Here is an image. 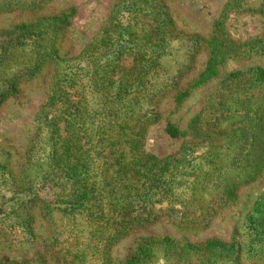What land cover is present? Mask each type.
I'll return each mask as SVG.
<instances>
[{
    "label": "rangeland",
    "instance_id": "rangeland-1",
    "mask_svg": "<svg viewBox=\"0 0 264 264\" xmlns=\"http://www.w3.org/2000/svg\"><path fill=\"white\" fill-rule=\"evenodd\" d=\"M161 1L174 35L152 62L162 72L148 100L132 90L140 109L125 124H136L142 152L133 187L113 196L124 192L135 204L148 183L165 195L152 204L164 213L112 241L108 263L125 264L143 241L153 248L167 237L171 264H264V81L256 77L264 71V0ZM139 3L49 0L34 11L0 12V264H62V200L72 189L62 183V159L75 145L94 180L108 191L114 184L117 165L94 142L96 79L107 58L117 64L114 79L132 67L133 52L114 58L128 46V24L143 31ZM104 42L107 57L95 51ZM69 98L78 105L74 120ZM211 239L234 244L235 255L197 250ZM135 264L151 263L140 255Z\"/></svg>",
    "mask_w": 264,
    "mask_h": 264
},
{
    "label": "trees",
    "instance_id": "trees-1",
    "mask_svg": "<svg viewBox=\"0 0 264 264\" xmlns=\"http://www.w3.org/2000/svg\"><path fill=\"white\" fill-rule=\"evenodd\" d=\"M48 1L0 0V12L34 11ZM139 1V5L136 6H138V12L141 11V13L139 15L136 13L134 18L139 21L138 24L144 26L143 31L137 33V28L128 24L126 30H123L128 46L125 47L126 49L118 48L114 58V60H121L126 51L133 52L132 67L127 71L124 79L122 77L114 79L117 74V64L115 61L113 65L110 64L113 60L107 58V63L103 64L100 70L101 74H99V79L102 82L96 79V82L100 83L102 92L98 96L100 113L97 123L98 132H96L94 142L96 150L100 154L105 148H108L105 152L117 165L114 184L110 185L108 191L106 183L94 180V173H90L92 169L90 158H83L79 153L77 154L76 145L74 149L65 153L62 159V183L72 188L65 195V201L62 200V218H64L62 221V264H97L98 262L99 264H109L107 253L112 241H116L133 228L154 222L164 213L161 208H154L152 204H156L157 201L161 203L165 195L156 186L155 188L158 190H152L148 183L144 188L146 192L140 191L136 194L139 200L135 204H130L131 201L125 202L124 192L120 193L121 196H113V192L121 186L127 190L133 187L135 183L134 170L137 169L134 162L139 159L142 152L141 144L135 142V139L139 138L136 124L132 123L129 126L125 124L128 119L137 120L136 112L140 109L135 105L137 96L132 90L141 88L139 89L143 95L141 99L148 100L147 96L151 95L155 86L151 87V83L162 72L158 67L153 66L152 62H155L160 52H164L165 42L171 35H174L169 16L161 0ZM102 44V46L96 47L95 51L99 55L107 57L110 46L108 42ZM83 69L85 68H80V70ZM210 72L211 69L208 65L206 70L200 74V81L204 80L205 75ZM256 77L260 81H264V71L257 70ZM70 84L72 89L77 85L74 82ZM67 104H69L67 114L74 120L77 116V109H75V106L78 107L77 101L69 98ZM150 105L151 103H148L149 107ZM146 111L153 112L154 109L149 108ZM69 120L70 118H68ZM105 130L109 132V139ZM125 131H129V133H125ZM165 132L170 138L176 136L170 127H166ZM119 136H122L123 140H118ZM116 199H120V204L115 201ZM260 205H263V202ZM108 210L112 211L111 216H107ZM149 242H153L152 239ZM172 247L173 245L167 237L155 242L153 248L147 244V241H143L132 252L125 264H130L132 261L135 264L140 255H142L144 263L171 264L174 261L177 263ZM185 247L196 249L189 245ZM146 248L152 249L146 252ZM235 248L234 244L220 243L211 239L201 244L197 250L202 249L206 256H218L219 254L230 258L235 255L234 251L237 249ZM201 257L205 256L201 255ZM237 258L238 255L235 257L236 261Z\"/></svg>",
    "mask_w": 264,
    "mask_h": 264
}]
</instances>
